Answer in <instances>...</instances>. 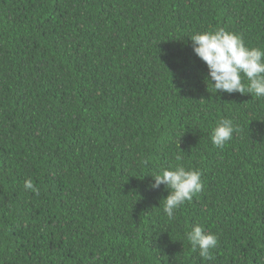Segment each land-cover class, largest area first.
<instances>
[{
	"label": "trees",
	"instance_id": "1",
	"mask_svg": "<svg viewBox=\"0 0 264 264\" xmlns=\"http://www.w3.org/2000/svg\"><path fill=\"white\" fill-rule=\"evenodd\" d=\"M221 27L264 49V0H0V264H264V97L215 92L189 38ZM177 164L203 187L169 219Z\"/></svg>",
	"mask_w": 264,
	"mask_h": 264
},
{
	"label": "clouds",
	"instance_id": "2",
	"mask_svg": "<svg viewBox=\"0 0 264 264\" xmlns=\"http://www.w3.org/2000/svg\"><path fill=\"white\" fill-rule=\"evenodd\" d=\"M194 53L206 64V79L214 86L215 92L254 93L264 97V49L248 47L243 38L225 28L196 32L190 37ZM247 81L245 86L244 81ZM238 129L230 119H220L211 131V142L217 147L232 139ZM181 159L180 155L176 160ZM150 187L157 189L163 184L169 194L163 198V212L169 219L185 202L202 190L201 172L186 169L177 164L151 173ZM24 189L39 195V189L31 179L24 181ZM186 238L192 248L199 249L204 260H212L211 250L217 246L216 234L206 231L203 225L196 224L186 232Z\"/></svg>",
	"mask_w": 264,
	"mask_h": 264
}]
</instances>
